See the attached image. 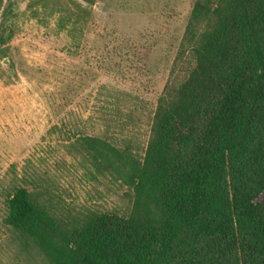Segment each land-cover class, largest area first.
Listing matches in <instances>:
<instances>
[{
    "label": "trees",
    "instance_id": "1",
    "mask_svg": "<svg viewBox=\"0 0 264 264\" xmlns=\"http://www.w3.org/2000/svg\"><path fill=\"white\" fill-rule=\"evenodd\" d=\"M182 42L193 66L157 99L144 145L83 137L131 188V213L64 234L13 179L7 227L58 264H264V0H196Z\"/></svg>",
    "mask_w": 264,
    "mask_h": 264
},
{
    "label": "rangeland",
    "instance_id": "2",
    "mask_svg": "<svg viewBox=\"0 0 264 264\" xmlns=\"http://www.w3.org/2000/svg\"><path fill=\"white\" fill-rule=\"evenodd\" d=\"M195 1L2 0L0 264H58L3 222L13 179L64 234L91 214L131 213V188L83 137L144 145L157 99L193 66L182 34Z\"/></svg>",
    "mask_w": 264,
    "mask_h": 264
}]
</instances>
